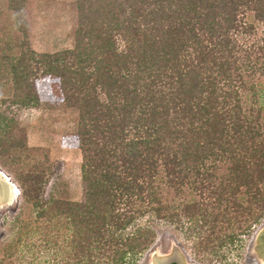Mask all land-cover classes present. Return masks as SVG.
<instances>
[{
  "label": "trees",
  "instance_id": "obj_1",
  "mask_svg": "<svg viewBox=\"0 0 264 264\" xmlns=\"http://www.w3.org/2000/svg\"><path fill=\"white\" fill-rule=\"evenodd\" d=\"M5 1L24 39L0 57V155L23 145L13 109L37 108L36 80L56 79L85 186L81 201L44 199L43 173L21 177L32 263L137 264L149 222L236 223L224 244L264 217V0H74V45L40 53L26 0Z\"/></svg>",
  "mask_w": 264,
  "mask_h": 264
},
{
  "label": "rangeland",
  "instance_id": "obj_2",
  "mask_svg": "<svg viewBox=\"0 0 264 264\" xmlns=\"http://www.w3.org/2000/svg\"><path fill=\"white\" fill-rule=\"evenodd\" d=\"M73 2L74 0H26L23 8L28 26L26 34L34 51L55 52L72 48L73 31L77 22ZM0 6L3 10L0 14V37L3 39L0 57L4 58L2 49L7 51L9 46L11 53L20 52V42L24 35L13 24L14 18L7 1L0 0ZM8 16L10 17L7 18ZM4 76L5 73L0 71V80ZM36 89L41 100L37 108L13 109L20 127L14 129L10 142L15 141V146L23 145L0 155V170L15 184L19 192L18 195H13L11 201L0 204V264L39 263V260L32 263L27 248V245L40 238L39 231L31 233L25 230V225L34 221L36 215L31 203L25 201L20 187L21 177L27 172L37 176L43 173L40 178L43 181L40 195L44 199L53 194L72 201H81L84 197L78 141L71 127V115L59 108L61 95L57 80L39 77ZM3 92L4 89H0V99L4 96ZM4 107L5 105H1L0 109L3 111ZM56 182L61 185L55 186ZM261 188L263 191L264 188ZM243 198L246 200L247 196L243 195ZM149 224L156 230L157 238L137 264H152L174 250L180 253L183 264H264V249L260 245L264 217L252 224L248 232L240 234L233 242L225 241L224 244H220V239L230 233L231 228L238 231L236 223H232L231 227L225 222H217L214 228L204 225L193 233L187 230V222ZM53 253L54 250L50 252ZM45 258L48 261L39 264H54L55 261L56 264H73L63 252L55 259H50L49 255Z\"/></svg>",
  "mask_w": 264,
  "mask_h": 264
},
{
  "label": "water",
  "instance_id": "obj_3",
  "mask_svg": "<svg viewBox=\"0 0 264 264\" xmlns=\"http://www.w3.org/2000/svg\"><path fill=\"white\" fill-rule=\"evenodd\" d=\"M0 176L2 177V179L6 183L7 182V180H6L7 177H6V175L1 170H0ZM12 186H13V184H12ZM11 199L12 198H10L9 196H7L4 200L0 201V204L3 203V202H9V201H11ZM260 245L264 249V232L260 236ZM173 260H176L180 264H183L182 257H181L180 253L177 250L172 251L167 256L160 257V258L156 259L152 264H167V263H169V262H171Z\"/></svg>",
  "mask_w": 264,
  "mask_h": 264
},
{
  "label": "bare ground",
  "instance_id": "obj_4",
  "mask_svg": "<svg viewBox=\"0 0 264 264\" xmlns=\"http://www.w3.org/2000/svg\"><path fill=\"white\" fill-rule=\"evenodd\" d=\"M2 179L0 176V201L4 200L7 196L13 198V195L16 196L19 194L18 188L7 178V182ZM6 184V185H5ZM13 184V186H12Z\"/></svg>",
  "mask_w": 264,
  "mask_h": 264
},
{
  "label": "flooded vegetation",
  "instance_id": "obj_5",
  "mask_svg": "<svg viewBox=\"0 0 264 264\" xmlns=\"http://www.w3.org/2000/svg\"><path fill=\"white\" fill-rule=\"evenodd\" d=\"M167 264H180V263L177 262L176 260H173V261H171V262H169V263H167Z\"/></svg>",
  "mask_w": 264,
  "mask_h": 264
}]
</instances>
